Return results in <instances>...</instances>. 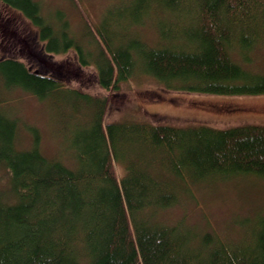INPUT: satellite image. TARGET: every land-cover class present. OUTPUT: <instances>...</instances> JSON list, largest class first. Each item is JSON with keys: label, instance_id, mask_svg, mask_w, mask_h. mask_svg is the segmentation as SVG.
I'll list each match as a JSON object with an SVG mask.
<instances>
[{"label": "trees", "instance_id": "1", "mask_svg": "<svg viewBox=\"0 0 264 264\" xmlns=\"http://www.w3.org/2000/svg\"><path fill=\"white\" fill-rule=\"evenodd\" d=\"M71 2L86 42L62 9L0 0V27L20 35L32 59L0 57V264H264V214L240 219L239 237L227 239L162 213L181 193L197 200L200 183L264 178V125L105 122L109 97L139 73L162 91L264 94V73L249 67L264 40V0H131L130 16L99 23ZM144 19L158 31L154 43L138 33ZM71 50L69 67L51 60ZM83 74L106 94L68 85ZM16 89L70 107L73 166L42 151L37 126L27 125L31 145L19 146L20 120L3 106Z\"/></svg>", "mask_w": 264, "mask_h": 264}, {"label": "rangeland", "instance_id": "2", "mask_svg": "<svg viewBox=\"0 0 264 264\" xmlns=\"http://www.w3.org/2000/svg\"><path fill=\"white\" fill-rule=\"evenodd\" d=\"M43 5V13L51 14L56 9L64 10L71 19L75 34L86 42L83 19L77 7L71 0H39ZM82 10L94 23L107 14L118 15L124 11L131 15V0H78ZM1 7V6H0ZM2 8H0V11ZM122 13V14H123ZM159 15L156 10L152 18ZM2 18L0 17V20ZM3 23V20L0 21ZM138 32L150 43L158 40L157 29L149 19H144ZM28 23L22 21L17 25L26 29ZM10 25H8L9 27ZM12 26V25H11ZM14 27V25L12 26ZM15 28V27H14ZM131 26L129 30H133ZM0 27V57L16 55L32 60L27 53L24 41L20 35L8 37ZM252 57L249 67L264 73V40L258 43L250 52ZM74 52L68 51L52 56L54 62H63L70 66ZM93 70L92 67L88 68ZM87 69V70H88ZM68 85L82 88L93 95L102 97L106 91L96 81L75 77ZM118 94L109 97V107L105 122L149 121L151 123H166L175 126L205 124L219 128L242 124L264 125V94L259 95H217L207 93H192L176 90H165L150 76L139 73L129 80L121 82ZM161 91V92H160ZM6 95H9L7 93ZM11 103L3 105L12 116L21 123L18 143L22 148L31 145V135L27 125L37 126L41 132V149L49 157H61L67 164L73 166L74 158L68 150V132L65 123L72 119L67 103L60 104L54 99L41 100L21 89L10 93ZM59 104V105H57ZM85 110V109H84ZM86 112V111H85ZM80 116L76 111L73 112ZM76 116V115H75ZM64 117V119H63ZM70 118V119H69ZM74 120H84L74 117ZM74 122L71 120V123ZM64 123V125H63ZM70 135V134H69ZM120 175L125 173L123 163L117 165ZM193 188L197 200L188 198L181 193L180 203L162 211L165 220L172 222L185 220L188 224L201 225L203 229L217 230L227 239H237L240 231V219L254 218L264 214V178L252 176L223 178L217 181H207ZM162 214H159V217Z\"/></svg>", "mask_w": 264, "mask_h": 264}]
</instances>
